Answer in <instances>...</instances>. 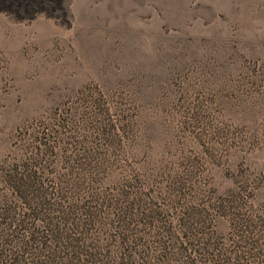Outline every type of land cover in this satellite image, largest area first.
<instances>
[{"label":"rangeland","instance_id":"1","mask_svg":"<svg viewBox=\"0 0 264 264\" xmlns=\"http://www.w3.org/2000/svg\"><path fill=\"white\" fill-rule=\"evenodd\" d=\"M0 7V264H264V0Z\"/></svg>","mask_w":264,"mask_h":264},{"label":"bare ground","instance_id":"2","mask_svg":"<svg viewBox=\"0 0 264 264\" xmlns=\"http://www.w3.org/2000/svg\"><path fill=\"white\" fill-rule=\"evenodd\" d=\"M4 1H5V0H4ZM11 2H12V1H11ZM9 5H10V4H9ZM1 9H2V8L0 7V12L2 11Z\"/></svg>","mask_w":264,"mask_h":264}]
</instances>
